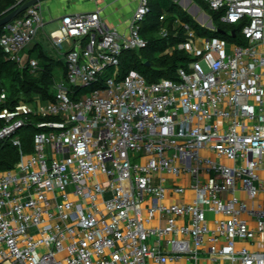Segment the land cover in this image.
I'll return each instance as SVG.
<instances>
[{
    "label": "built area",
    "instance_id": "obj_1",
    "mask_svg": "<svg viewBox=\"0 0 264 264\" xmlns=\"http://www.w3.org/2000/svg\"><path fill=\"white\" fill-rule=\"evenodd\" d=\"M41 3L0 31L34 72L40 61L23 51L45 24ZM209 5L243 24L245 42L186 25L177 47L196 59L154 82L134 69L119 77L123 52L146 46L148 0L125 31L99 8L62 16L50 37L70 47L54 98L17 108L51 119L0 170V264H264V0ZM24 122L0 109V140Z\"/></svg>",
    "mask_w": 264,
    "mask_h": 264
},
{
    "label": "trees",
    "instance_id": "obj_2",
    "mask_svg": "<svg viewBox=\"0 0 264 264\" xmlns=\"http://www.w3.org/2000/svg\"><path fill=\"white\" fill-rule=\"evenodd\" d=\"M208 12L215 24V29L201 25L187 10L173 0H148L149 10L140 23L141 35L146 46L140 49L125 50L119 64V77L130 70H137L149 82L162 78H177L179 67H188L196 57L177 46L189 37V28L201 37H220L231 42L244 43L243 24L226 23L221 20L222 11L209 5V0H193ZM18 7L17 0H0V19ZM20 13L18 16H20ZM17 16V17H18ZM3 25L0 26L2 31ZM235 31V33H233ZM43 56V53L40 54ZM66 66L64 68V75ZM56 72L52 62H43L34 72L28 65L20 66L11 59L0 45V95L4 99L0 109L13 111L17 118L25 122L16 132L21 144L13 142V136L0 140V170L12 168L20 159V148L24 152L34 150V135L44 129L39 123L47 119L35 112H18L21 102L32 103L37 97L43 103L54 98Z\"/></svg>",
    "mask_w": 264,
    "mask_h": 264
},
{
    "label": "crops",
    "instance_id": "obj_3",
    "mask_svg": "<svg viewBox=\"0 0 264 264\" xmlns=\"http://www.w3.org/2000/svg\"><path fill=\"white\" fill-rule=\"evenodd\" d=\"M41 4L45 24L39 30L32 43L23 51L24 61L27 63L29 58H36L40 61V64L52 62L55 72L59 63V65H63V75L66 66L65 54L70 45L66 43L62 48L57 47L52 42L50 34L46 32L45 26L55 24L58 25L56 28L58 29L62 25V16L65 13L99 8L104 21L110 28H118L121 31H125L128 27L129 18L138 4V0H43ZM41 53H43V56H40ZM170 199L177 201L182 200L183 197L174 195L170 196ZM173 264H181V262ZM203 264L212 263L204 260Z\"/></svg>",
    "mask_w": 264,
    "mask_h": 264
},
{
    "label": "water",
    "instance_id": "obj_4",
    "mask_svg": "<svg viewBox=\"0 0 264 264\" xmlns=\"http://www.w3.org/2000/svg\"><path fill=\"white\" fill-rule=\"evenodd\" d=\"M43 0H29L21 5H19L14 11H12L10 14L2 17L0 19V26L5 25L7 23H9L10 21H12L14 18H16L20 13H22L23 11H25L29 6L34 5L35 3L38 2H42ZM174 2L178 3L177 0H173ZM189 3L193 2V0H187ZM195 3V2H194ZM180 5V3H178ZM197 4V3H196ZM198 6H200L199 4H197ZM182 7V5H180ZM201 8V6H200ZM185 9V8H184ZM186 10V9H185ZM189 12V11H188ZM190 13V12H189ZM192 14V13H190ZM203 14L206 16V18H210L209 23L207 25L202 24L197 18H195V16L193 15V17L203 26L208 27L209 29H215V26L213 25V20L210 16V14H208L205 10H202L201 16H203ZM201 16H199L198 18H200ZM233 33H235V31H233Z\"/></svg>",
    "mask_w": 264,
    "mask_h": 264
},
{
    "label": "bare ground",
    "instance_id": "obj_5",
    "mask_svg": "<svg viewBox=\"0 0 264 264\" xmlns=\"http://www.w3.org/2000/svg\"><path fill=\"white\" fill-rule=\"evenodd\" d=\"M177 1L178 3H180V5H182L183 8H185L187 11L192 13V15H194L202 24L207 25L209 23V21L206 22L207 18L204 14L203 16H201L202 13L201 8L196 3L194 2L189 3L187 0H177ZM199 16L201 17L198 18Z\"/></svg>",
    "mask_w": 264,
    "mask_h": 264
},
{
    "label": "rangeland",
    "instance_id": "obj_6",
    "mask_svg": "<svg viewBox=\"0 0 264 264\" xmlns=\"http://www.w3.org/2000/svg\"><path fill=\"white\" fill-rule=\"evenodd\" d=\"M203 10V9H202ZM201 10V11H202ZM208 13V12H207ZM209 14V13H208ZM192 15V14H191ZM193 16V15H192ZM196 18V17H195ZM210 20V18H207V20H206V22L207 21H209ZM213 22V21H212ZM213 25L215 26V24H214V22H213ZM58 27V25H55V24H49V25H46L45 26V30H46V32L48 33V34H50L53 30H55L56 28ZM231 42V41H230ZM66 44V43H65ZM228 49H229V47H228ZM44 61H45V59H44ZM201 63H202V65L205 67V68H207V65H206V62H205V60H201ZM62 73H63V65H59V63H58V66H57V69H56V75H57V78H61L62 77ZM30 105H33L34 103L32 102V103H29ZM225 195H226V193H225Z\"/></svg>",
    "mask_w": 264,
    "mask_h": 264
}]
</instances>
